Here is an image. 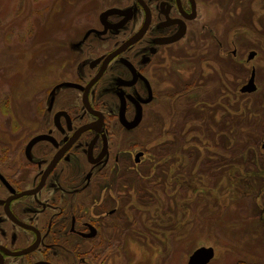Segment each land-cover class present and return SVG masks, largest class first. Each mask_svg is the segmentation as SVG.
<instances>
[{
  "label": "flooded vegetation",
  "instance_id": "flooded-vegetation-1",
  "mask_svg": "<svg viewBox=\"0 0 264 264\" xmlns=\"http://www.w3.org/2000/svg\"><path fill=\"white\" fill-rule=\"evenodd\" d=\"M253 1L98 0L93 19L81 17L66 66L41 89L22 163L6 173L0 166V264H106L105 242L138 216L126 185L145 160L161 158L153 148L171 146L156 128L159 109L185 93V84L171 91V68L192 56L198 66V48L213 54L212 35L217 49L227 47Z\"/></svg>",
  "mask_w": 264,
  "mask_h": 264
},
{
  "label": "rangeland",
  "instance_id": "rangeland-1",
  "mask_svg": "<svg viewBox=\"0 0 264 264\" xmlns=\"http://www.w3.org/2000/svg\"><path fill=\"white\" fill-rule=\"evenodd\" d=\"M250 4V22L226 35L227 47L217 49L212 35L207 43L215 45L213 54L198 48V66L192 56L171 68L176 73L171 91L189 86L169 109H159L164 122L156 127L164 136L159 139L171 146L153 148L161 158L154 164L145 160L136 182L126 185L125 202L139 204L138 216L132 226L136 212L129 214L113 235L116 242H105L106 264H187L199 248L214 250L208 264H264V2ZM97 10L98 0H0V166L5 173L22 163L21 146L36 131L39 94L66 66L69 45L81 36L73 35L75 28L90 22V12ZM251 51L256 56L248 60ZM252 70L257 91L242 93ZM171 127L175 131L169 132ZM194 127L198 136H187ZM212 158L214 164H200ZM206 168L226 176L209 184L210 178L198 173ZM115 243L119 251L115 246L109 251Z\"/></svg>",
  "mask_w": 264,
  "mask_h": 264
},
{
  "label": "water",
  "instance_id": "water-1",
  "mask_svg": "<svg viewBox=\"0 0 264 264\" xmlns=\"http://www.w3.org/2000/svg\"><path fill=\"white\" fill-rule=\"evenodd\" d=\"M139 37V35L135 36L134 39ZM130 40V43H133V40ZM254 53H251L249 59L253 57ZM256 90L254 84V74H252L249 82L243 86L240 90L242 93H252ZM214 257V250L212 248H199L196 249L192 255L190 256L187 264H208Z\"/></svg>",
  "mask_w": 264,
  "mask_h": 264
},
{
  "label": "trees",
  "instance_id": "trees-1",
  "mask_svg": "<svg viewBox=\"0 0 264 264\" xmlns=\"http://www.w3.org/2000/svg\"><path fill=\"white\" fill-rule=\"evenodd\" d=\"M189 89V86L187 85V86H185V88H183V90H182V92L183 91H187ZM184 93V92H183ZM181 94V93H180ZM189 103V102H188ZM194 104V103H193ZM191 115H193V113H189L188 114V120H187V117L184 119V121L183 122H186V121H189L190 120V117H191ZM175 134V133H174ZM189 135H191L192 137H196V136H198V128H192V129H190L189 131H188V133H187V136H189ZM259 137L262 135V132H260L259 134ZM192 140H195V139H192ZM258 141V140H257ZM181 142L182 143H184V142H186V137H184V139H182L181 140ZM246 143H248V141L246 142ZM257 142L255 141H252V144L251 145H253L254 147H257V144H256ZM219 147V146H218ZM229 150H231V148L230 149H228L227 150V152H229V154H232V152L231 151H229ZM216 162V159H214V158H212V159H210V161H203V162H201L200 164H206V165H210V164H214ZM245 162V161H244ZM217 164V163H216ZM198 173L199 174H206L205 176H207V177H209L210 178V181H209V184H211V182H213L217 177H224V176H226L225 174H224V172H222V173H217V174H215L213 171H211V170H209V169H205V170H199L198 171ZM208 184V185H209Z\"/></svg>",
  "mask_w": 264,
  "mask_h": 264
}]
</instances>
